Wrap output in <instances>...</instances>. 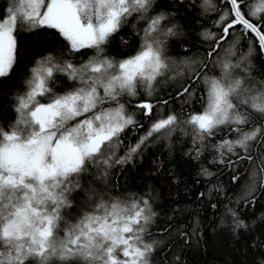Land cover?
Segmentation results:
<instances>
[{
    "label": "snow or ice",
    "instance_id": "6c2138e0",
    "mask_svg": "<svg viewBox=\"0 0 264 264\" xmlns=\"http://www.w3.org/2000/svg\"><path fill=\"white\" fill-rule=\"evenodd\" d=\"M154 3L10 0L0 11V79L9 77L18 63L21 31L52 30L71 52L94 50L79 66L54 50L39 55L28 69L24 89L15 95L14 121L0 125V264H153L158 242L148 238L157 215L151 195H113L107 177L116 165L131 162L150 142L170 137L181 126L185 134L191 129L196 158L208 138L227 130L239 136L211 145L219 152L217 162L225 163L224 150L236 156L227 161L233 169L237 161L254 160L249 142L264 136V123L250 131L243 126L250 124L253 114L264 118V82L254 91L247 80L234 75L239 63L217 62L214 57L237 27L264 52V0H224L228 11L220 14L222 35H204L213 42L204 58L180 60L167 54L169 38L178 34L176 26H169L167 13L150 14ZM130 17L143 21L136 33L139 46L117 60L105 48ZM234 48L226 49V55H235ZM210 59L220 75L207 74ZM60 77L74 84L58 91ZM166 81L174 83L175 91L161 100L156 96L158 85ZM199 83L206 86L199 97L202 110L157 114L158 105L167 107L177 99L191 107ZM140 96L144 98L135 108L151 123L123 155H117L126 131L143 127L123 98ZM260 143L264 147V141ZM258 172L264 189V155ZM240 179L234 171L231 181L238 184ZM255 183L238 202L253 205ZM225 213L231 214L236 228L245 227L235 210L226 207ZM179 235L187 241L189 234Z\"/></svg>",
    "mask_w": 264,
    "mask_h": 264
},
{
    "label": "trees",
    "instance_id": "16d2710c",
    "mask_svg": "<svg viewBox=\"0 0 264 264\" xmlns=\"http://www.w3.org/2000/svg\"><path fill=\"white\" fill-rule=\"evenodd\" d=\"M247 2L252 3L253 0ZM9 3L10 0H0V11ZM153 7L155 11L150 14L167 13L169 26H176L178 34L169 38L167 49V54L175 60L204 58L213 43L211 39L206 40L204 35H222L219 18L221 13L228 11L224 0H208L207 4L205 0H155ZM142 25L143 21L130 17L120 33L111 38L105 48L106 53L117 60L133 54L139 46L140 37L136 33ZM122 40L126 43H122ZM17 43L18 63L9 77L0 79V125L14 121L15 95L24 89L28 69L39 55L47 54L46 50H54L77 66L94 55L93 49H84L80 53L69 51L66 42L52 30H39L38 34L21 31L17 34ZM232 45H235V55L228 56L225 50ZM218 51L219 56L214 57L217 62L231 60L233 64L239 63L240 68L234 69V75L247 80L254 91L261 87L264 82V55L254 40L244 35L239 27L233 30ZM208 63L210 70H206L207 74L220 75L221 69L213 67V60L210 59ZM72 84L73 81L60 77L56 87L58 91H63ZM195 87L197 97L191 107L177 99L170 101L167 107L158 105L157 114L172 110L179 113L182 108L185 114L193 109L202 110L199 97L204 94L201 90L206 86L199 83ZM174 91L173 82H162L158 85L156 96L161 100L167 99ZM143 98H123L122 102L137 115L143 127L126 131L122 150L117 155H123V150L135 143L151 123L135 108V103ZM243 110L251 112L250 108L244 107ZM262 123L264 118L253 114L250 124L243 126L244 131H250ZM187 132L185 134V127L181 126L170 137L150 142L131 162L112 168L107 182L113 195H151L153 210L157 215L149 225L148 238L158 242L153 264H260L261 254H264V189L259 187L258 165L259 158L264 155V147L260 143L264 141V136L258 141L249 142L254 160L237 161L233 169L227 161L236 160V156L224 150L225 163L220 164L217 162L219 152L211 145L225 139L235 140L238 133L218 131L205 141L207 147L196 158L191 129L188 128ZM235 152L245 154L240 148H236ZM205 169L212 175H205ZM234 171L241 177L238 184L231 181ZM253 180L256 181L253 185L255 201L249 207L238 200ZM201 193L204 195L201 196ZM213 204L217 208H212ZM226 207L236 211L245 227L236 228L231 214L225 213ZM181 232L189 234L187 241L179 235ZM161 248L163 251H160ZM176 257L180 258L179 261Z\"/></svg>",
    "mask_w": 264,
    "mask_h": 264
},
{
    "label": "water",
    "instance_id": "95a60500",
    "mask_svg": "<svg viewBox=\"0 0 264 264\" xmlns=\"http://www.w3.org/2000/svg\"><path fill=\"white\" fill-rule=\"evenodd\" d=\"M261 53L264 55V52L261 51Z\"/></svg>",
    "mask_w": 264,
    "mask_h": 264
}]
</instances>
